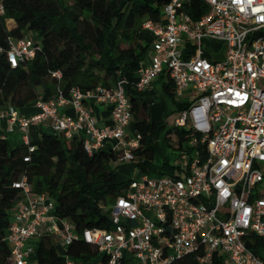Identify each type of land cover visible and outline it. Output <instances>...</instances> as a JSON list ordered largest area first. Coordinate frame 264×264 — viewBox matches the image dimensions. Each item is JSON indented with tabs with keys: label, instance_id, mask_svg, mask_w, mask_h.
Segmentation results:
<instances>
[{
	"label": "built area",
	"instance_id": "built-area-1",
	"mask_svg": "<svg viewBox=\"0 0 264 264\" xmlns=\"http://www.w3.org/2000/svg\"><path fill=\"white\" fill-rule=\"evenodd\" d=\"M142 29L152 35V55L133 86L143 92L166 74L175 98L190 104L174 120L190 134L176 146L174 173L138 174L111 207V228L81 234L56 217L53 201L32 194L22 176L12 185L26 202H18L10 216L7 264H33L43 236L59 240L66 264H82L67 255L78 239L96 249L91 264H175L191 254L198 264H212L214 256L223 257V264H264L244 242L250 235L264 239V0H167L160 20H146ZM211 43L218 50L222 45L219 58ZM37 49L34 37L12 41L9 66L33 59ZM53 76L60 78L58 72ZM126 83L87 93L72 89L69 97L59 93L38 101V111L29 117L0 107V139L19 132L33 152L29 128L48 123L63 140L81 137L89 156L110 143L120 162L135 163L140 137L128 133L132 112ZM89 103L110 106V125L98 126ZM66 105L74 115L61 112Z\"/></svg>",
	"mask_w": 264,
	"mask_h": 264
},
{
	"label": "trees",
	"instance_id": "trees-1",
	"mask_svg": "<svg viewBox=\"0 0 264 264\" xmlns=\"http://www.w3.org/2000/svg\"><path fill=\"white\" fill-rule=\"evenodd\" d=\"M167 0H2L0 15V107L17 110L35 106L38 101H50L59 93L69 97L72 89L82 93L98 87L112 88L125 79L128 62L139 64L146 58L148 46H143L142 24L159 21ZM200 13L205 12V6ZM197 16V15H195ZM15 27L7 29L6 21ZM35 37L38 49L33 59L11 68L6 52L12 41ZM58 72L60 78L53 76ZM168 79L166 74H161ZM160 75V76H161ZM129 99L133 131L140 137L133 151L135 163L123 165L137 169L139 175L160 177L172 175V157L162 155L155 164L159 135L169 145L173 134L177 146L190 138L188 132L170 127L163 131L150 121V111L142 92L132 83L125 84ZM166 96L175 106L174 114L189 107V103L174 97L172 83L163 84ZM172 114V113H171ZM169 114V115H171ZM83 139L63 140L59 135L43 133L38 142L11 145L0 139V264H7L10 249L5 242L9 220L21 190L12 185L26 176L31 193L44 195L54 203V214L74 226L81 234L85 229L109 230L111 207L124 194L132 177L119 181L114 164L119 154L110 144L89 156L83 149ZM28 158V161H24ZM246 248L264 260V239L250 235ZM74 262L91 264L96 249L81 239L67 247ZM36 264H66L65 256L55 247L52 236H43L36 250ZM223 257L214 256L212 264H223ZM175 264H198L194 254L184 256Z\"/></svg>",
	"mask_w": 264,
	"mask_h": 264
},
{
	"label": "crops",
	"instance_id": "crops-1",
	"mask_svg": "<svg viewBox=\"0 0 264 264\" xmlns=\"http://www.w3.org/2000/svg\"><path fill=\"white\" fill-rule=\"evenodd\" d=\"M138 1V0H136ZM6 26L8 30H11L15 27V23L13 20H7ZM143 37V46H148L146 50V58L140 62L139 64H134L131 62H128L129 64V72L125 76V80L129 83H134L137 79V72L139 68L148 62L149 58L152 55L151 50V42H152V35L146 31H142L141 33ZM168 79L161 75L157 77L150 85L148 89L142 92L143 98H145V101L148 105L149 111H150V121L155 123L159 130H164L168 127L169 121L168 116L171 114V111L174 109L173 103L171 100L166 96L163 88V84L167 82ZM175 97V96H174ZM178 100V99H177ZM179 101V100H178ZM87 108L89 111L93 114L95 117L98 126H107L110 125V113L111 109L110 106L107 104H99V103H89L87 105ZM38 111V109L35 106L24 108L18 110V112L26 117H29L33 114H35ZM62 113L68 114V115H74L75 111L71 107V105H66L61 109ZM178 114H175L173 122ZM133 122H131L128 133H134L133 131ZM160 123H164L163 125H160ZM2 130L5 128L6 124L5 122L2 123ZM43 133H52L48 127V123H41L38 125H32L28 130L27 135V141L28 142H38L41 135ZM6 139L10 142V144L13 145H20L25 144V140L23 139V135L19 132H12L7 134ZM110 143H108L109 145ZM18 202H26V199L19 198ZM17 203L15 206H17ZM33 243V242H32Z\"/></svg>",
	"mask_w": 264,
	"mask_h": 264
},
{
	"label": "rangeland",
	"instance_id": "rangeland-1",
	"mask_svg": "<svg viewBox=\"0 0 264 264\" xmlns=\"http://www.w3.org/2000/svg\"><path fill=\"white\" fill-rule=\"evenodd\" d=\"M211 47L214 50L213 51L214 55L219 58L223 52L222 45H220L219 50H218V48H216V45L214 43H211ZM173 107H174V109L171 111L172 114L170 116H168L169 123H167V124H168V127L172 128L174 130L176 128V126L172 122H173V119L175 116V114L173 113V111L175 110V106L173 105ZM163 124L164 123H162V124L160 123V125H163ZM176 142H177V137L175 134H173L171 136V141H169V145H167L164 142L163 135L162 134L159 135V140H158V143L156 146V148H157V153L155 156V164L156 165L161 164L162 155H164L166 157H172V158L175 157V155L177 153V151L175 150L176 146H177ZM123 164H126V163L119 161V162L114 164V167H116V174H117L119 181H125V180L129 179L130 177L136 178L138 176L137 169H133L131 166L123 165ZM53 240H54L55 247L58 250V252L64 256H66V251L61 248L62 244H60L61 246L59 245V240L55 237H53ZM31 259H32V263L35 264L36 263V257L33 255V256H31Z\"/></svg>",
	"mask_w": 264,
	"mask_h": 264
}]
</instances>
